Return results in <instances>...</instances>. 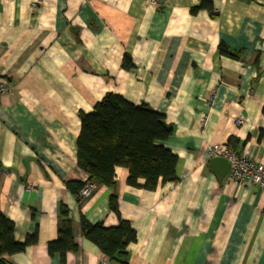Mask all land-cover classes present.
Instances as JSON below:
<instances>
[{
    "label": "crops",
    "instance_id": "0c3cea01",
    "mask_svg": "<svg viewBox=\"0 0 264 264\" xmlns=\"http://www.w3.org/2000/svg\"><path fill=\"white\" fill-rule=\"evenodd\" d=\"M200 2L0 0V75L12 86L0 96V212L15 241L38 231L4 256L10 264H61L46 248L60 205L77 244L65 264H116L82 236L80 216L130 223L127 264H264V191L209 167L214 147L264 163V0H211L212 14L192 13ZM221 43L242 57L220 54ZM107 92L173 126L161 143L177 156V180L133 187L116 166L114 188L95 184L78 203L64 181L88 177L76 159L79 113Z\"/></svg>",
    "mask_w": 264,
    "mask_h": 264
},
{
    "label": "trees",
    "instance_id": "16d2710c",
    "mask_svg": "<svg viewBox=\"0 0 264 264\" xmlns=\"http://www.w3.org/2000/svg\"><path fill=\"white\" fill-rule=\"evenodd\" d=\"M213 12L211 0H201L191 9ZM219 53L232 59H240L242 50H230L219 44ZM122 67H133L131 57L125 53ZM264 114V103L261 108ZM80 128L76 141L78 167L87 174V181L94 184L115 186L114 169L124 167L128 171L126 183L147 190L156 189L159 183L177 180L175 167L177 156L162 145L173 133V126L165 116L151 109L147 104H133L121 95L107 92L98 100L89 113H79ZM142 179L143 183L139 184ZM85 182L64 181L66 189L78 203L79 190ZM109 208L118 215L117 196L113 192L109 198ZM57 236L47 243L50 256L57 254L61 264L65 255L76 251L69 211L60 205L58 212ZM81 234L92 242L109 262L127 264V247L136 240V232L126 220L120 219L116 226L105 227L101 223H90L80 216ZM14 224L0 212V264H10L4 256L22 252L27 246L37 243V227L21 242L13 237Z\"/></svg>",
    "mask_w": 264,
    "mask_h": 264
},
{
    "label": "built area",
    "instance_id": "2783aa9c",
    "mask_svg": "<svg viewBox=\"0 0 264 264\" xmlns=\"http://www.w3.org/2000/svg\"><path fill=\"white\" fill-rule=\"evenodd\" d=\"M12 91V86L6 78L0 75V96L9 94ZM238 124L241 120L236 121ZM213 157H223L229 163L227 179L241 186L256 185L264 191V163L255 162L248 157L238 155L235 150L229 148L218 149L214 147L211 150ZM95 184L92 181H86L78 192L81 200L90 196L94 190Z\"/></svg>",
    "mask_w": 264,
    "mask_h": 264
},
{
    "label": "water",
    "instance_id": "95a60500",
    "mask_svg": "<svg viewBox=\"0 0 264 264\" xmlns=\"http://www.w3.org/2000/svg\"><path fill=\"white\" fill-rule=\"evenodd\" d=\"M209 167L215 172L218 177H224L229 170V163L223 157H213L209 161Z\"/></svg>",
    "mask_w": 264,
    "mask_h": 264
}]
</instances>
